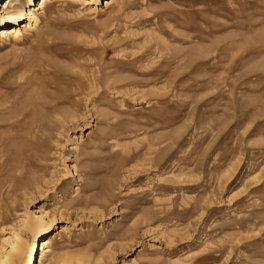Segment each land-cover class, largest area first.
Returning <instances> with one entry per match:
<instances>
[{
  "label": "rangeland",
  "instance_id": "rangeland-1",
  "mask_svg": "<svg viewBox=\"0 0 264 264\" xmlns=\"http://www.w3.org/2000/svg\"><path fill=\"white\" fill-rule=\"evenodd\" d=\"M13 5L0 264H264V0Z\"/></svg>",
  "mask_w": 264,
  "mask_h": 264
},
{
  "label": "bare ground",
  "instance_id": "bare-ground-1",
  "mask_svg": "<svg viewBox=\"0 0 264 264\" xmlns=\"http://www.w3.org/2000/svg\"><path fill=\"white\" fill-rule=\"evenodd\" d=\"M29 0H12V1H8V0H0V4L2 5V4H4V8H3V10H4V12H6L7 11V9H8V7H9V4L11 3V2H14V5H13V7L12 8H14L13 10H14V12H21L22 10H23V8H24V6H25V4L28 2ZM46 3V2H45ZM82 78V77H81ZM84 78V77H83ZM82 78V79H83ZM94 83V82H93ZM104 83V82H103ZM105 83H108V82H105ZM112 84V83H111ZM108 85H110V84H108ZM115 85V84H114ZM104 86V85H103ZM111 87H113V88H116V86H111ZM94 88V86L92 85V84H88V82H86V78L85 79H83V81H81V79L80 80H78V82H77V84H76V87L74 88V91L72 90V92H68V93H66L67 95L66 96H64V97H59V96H56L55 97V100H56V104H73V105H75V106H78L79 105V103H81V100H79V98L78 97H82V96H84V100L86 101V96H90V94L92 93V89ZM88 92V93H85V92ZM91 98V97H90ZM88 99V98H87ZM92 99V98H91ZM83 100V101H84ZM94 100H97V98L96 99H94ZM93 101V100H92ZM48 102V101H47ZM47 105L48 104H46V107H47ZM54 108H56V107H52V105H49V109L50 110H53ZM76 108V107H75ZM54 110H56V109H54ZM78 111V110H77ZM70 113V112H69ZM66 114V113H65ZM63 115H64V113H63ZM68 115V114H67ZM62 116V115H61ZM63 117V116H62ZM65 117H67V118H65ZM64 118H63V120H65L66 119V122L65 123H62L63 124V126L62 127H64L65 126V124H75V123H78L79 122V120H78V117H75V115H72V114H69L68 116H65ZM60 123H61V121H59ZM64 122V121H63ZM59 123V124H60ZM25 228V227H24ZM27 229V228H26ZM27 231H29V228H28V230ZM20 246V240L18 239V242L13 246V250L12 251H16L17 250V248ZM3 261L4 262H7V260H4L3 259ZM5 264V263H4Z\"/></svg>",
  "mask_w": 264,
  "mask_h": 264
}]
</instances>
